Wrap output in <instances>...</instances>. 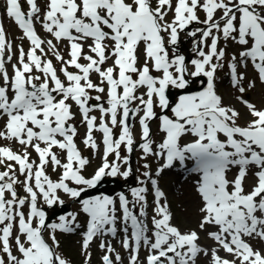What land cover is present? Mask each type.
<instances>
[{"label": "snow or ice", "instance_id": "snow-or-ice-1", "mask_svg": "<svg viewBox=\"0 0 264 264\" xmlns=\"http://www.w3.org/2000/svg\"><path fill=\"white\" fill-rule=\"evenodd\" d=\"M24 2L27 12L21 0H4L3 13L22 30L27 51L14 49L0 22V140L19 146L0 144V264H69L58 251L56 233L78 229L77 217L48 222L39 201L51 208L63 204L60 191L75 199L105 177L127 180L137 148L144 179L130 189L131 199L120 193L118 199L98 195L80 201L87 217L81 234L85 264L95 239L118 233L128 264H197L201 256L206 264H264V249L252 243L264 244V108L244 95L257 80L264 84V0H44L43 8L39 0ZM34 21L51 39L41 38ZM181 32L192 38L198 58L186 62L176 49ZM64 41L66 56L57 47ZM229 43L240 50L229 56ZM249 64L256 73L251 79ZM225 67L239 93L236 100L252 117L244 125L216 89L217 72ZM188 76L205 77L206 86L173 102L169 89H186ZM77 114L85 127L83 145L93 153L102 147L90 178L83 175L90 161L76 143ZM154 120L163 133L159 143L152 139ZM131 121H138L139 142ZM94 133L101 134L99 143ZM185 136L191 142L181 144ZM149 157L162 161L155 173ZM176 162L196 175L197 227L215 246L201 245L197 230L181 231L172 223L155 177ZM49 165L59 171L58 179L48 175ZM99 248L101 264H123L110 241L101 239Z\"/></svg>", "mask_w": 264, "mask_h": 264}, {"label": "rangeland", "instance_id": "rangeland-1", "mask_svg": "<svg viewBox=\"0 0 264 264\" xmlns=\"http://www.w3.org/2000/svg\"><path fill=\"white\" fill-rule=\"evenodd\" d=\"M42 8V6H41ZM0 14V18H1ZM201 19L204 18V14L201 12L200 13ZM9 29H12V26H9ZM167 39V37H166ZM221 46H223V42L221 43ZM143 45H141L142 49ZM193 47L192 45V38L188 37L185 32H181L180 34V41L178 45L176 46V49L180 54H183L187 56L189 62L191 59L198 58L195 53L191 50ZM227 52L229 56L233 54L234 52H238L239 46L229 43L227 46ZM64 55L66 56V48L63 49ZM63 51L61 53L63 54ZM67 58V57H66ZM141 63H143V59L141 58ZM188 67L190 70H192V65L189 63ZM255 72L252 69L251 64H249L248 69H247V76L249 79L255 77ZM191 77V76H190ZM94 80H96V76L93 75ZM245 87H247V81H245ZM216 89L219 95H221L224 99V103L234 106L240 113V119L237 121L238 124L244 125L247 121L251 120L252 117L248 114L247 108L241 104L239 101L236 100V96L239 95L238 92L232 87L230 83V78L228 75V69L225 67L224 69L218 70L217 76H216ZM173 90V89H172ZM176 93V89H175ZM245 98L249 100V102L253 103L258 109L259 108H264V88L261 87L259 84L258 80L256 81V86L244 94ZM156 111H160L158 108ZM78 115V114H77ZM76 115V116H77ZM170 115V113H169ZM76 121V119L74 120ZM72 121V122H74ZM80 127L78 128V136L76 137L77 140V145L81 148L83 145L82 139L85 133L84 126L78 122ZM158 124L159 121L154 123L155 131L156 134L152 136V139L159 143L161 141V132L158 130ZM133 127V126H132ZM138 129V128H137ZM118 133V132H117ZM95 134V133H94ZM221 139H224L223 136L220 137ZM191 137L190 136H185L181 140V144L191 142ZM99 143L100 141L97 140ZM139 142V140L137 141ZM0 144L3 145H12L15 148L19 149V146L15 144L14 142L11 141H4L0 140ZM87 150L80 149L82 152L83 156L87 157L89 156V153L91 155V159L95 161L91 166L87 167V171L83 172L85 177L90 178L91 175L94 173V170L99 166L100 164V154L102 153V149L100 150L99 153H93V150L86 148ZM58 151V150H56ZM141 153L140 150L137 148L134 153L132 154L131 161H132V166L133 170L135 172V176L132 177L129 180H125L122 177H117L120 181V184H128L131 182H136L138 183V178L140 180H143L144 177L142 175L144 169L142 167L143 163L145 162L141 158ZM111 159V158H110ZM148 163L151 165V169L153 173H155L156 169L159 167V165L162 163V161L157 160L155 157H149L148 158ZM171 169V168H170ZM170 169H165L163 171V174L159 175V177H155L157 179H160L162 188L165 191L168 203L170 205V210L173 214V220L172 223L176 225L181 231L185 230H197L199 232L200 240L201 242L210 245V246H215L213 241L207 238L206 234L203 231H200L197 227L198 222H199V217L200 213L198 211L200 207V197L197 195L194 187V182L196 180V177H189L188 174L183 175L182 178H174L168 176L166 173L169 172L168 170ZM171 171V170H170ZM48 175H51V178L53 180L57 179V173L59 174V171H53L51 165L48 166L47 168ZM172 172V171H171ZM235 172V171H234ZM233 172V173H234ZM233 173H228L229 177L233 175ZM106 178V177H105ZM253 184V178L251 173L248 176V179L246 181V186L250 187ZM74 187H78L76 185H73ZM120 192V188L118 187L116 190L113 189L112 192L108 196L117 198ZM21 194H24L22 191L20 192ZM125 193V192H124ZM60 196V194L58 193ZM60 199L63 200V203H68L72 206L75 205L74 202H71L72 197H70L68 194H64L60 196ZM131 199V198H130ZM46 204H44L45 206ZM69 205V206H70ZM56 206H59L57 204ZM73 208V207H72ZM70 213L65 214V216H68ZM74 214L77 217V223L80 225L79 229L83 227L84 229V224L86 221V214L83 213L82 208H81V203L75 208ZM151 207L149 208V216L151 217ZM104 237L95 239V241L90 245L89 251L91 252L93 256V261L95 264H101V256L103 255V252L99 248V244L101 239ZM120 239H112L110 240L111 243H113L114 248L116 249L117 252L121 255L123 258V264H128V253L121 247L120 244ZM81 241V240H80ZM253 241L252 243H254ZM59 252L68 260L74 262L75 264H80L82 261H85V257H83L81 254V251L79 249V243L76 241L74 237L71 238H65V237H60L59 239ZM254 246L256 248H261L260 243L259 245L254 243ZM147 254L146 249L142 248L140 251V260L143 261L145 258V255ZM198 264H206V258L201 256L198 258Z\"/></svg>", "mask_w": 264, "mask_h": 264}, {"label": "water", "instance_id": "water-1", "mask_svg": "<svg viewBox=\"0 0 264 264\" xmlns=\"http://www.w3.org/2000/svg\"><path fill=\"white\" fill-rule=\"evenodd\" d=\"M186 59H187V58H186ZM201 87H203V86H200V88H201ZM197 90H199V89H194V90L184 89V90H180V91H178V94H181V93H190V92L197 91ZM168 95H169L170 98H172V93H171V91H169ZM93 189L97 190V189H100V187L97 186L96 188H93ZM95 190H92V189H91V192L93 193V192H95ZM102 190H105V189L102 188ZM90 195H91V194H90ZM59 213H60V212L58 211V212L55 213V214L58 215Z\"/></svg>", "mask_w": 264, "mask_h": 264}, {"label": "bare ground", "instance_id": "bare-ground-1", "mask_svg": "<svg viewBox=\"0 0 264 264\" xmlns=\"http://www.w3.org/2000/svg\"><path fill=\"white\" fill-rule=\"evenodd\" d=\"M191 81H194V79H192ZM186 164H187V162H186ZM189 165V164H188ZM195 175V174H194ZM108 184H111V185H114V182H110V183H108ZM106 184H103V183H101L100 184V186H105ZM200 242V244L201 245H207V244H205V243H203V242H201V240L199 241ZM260 245H261V247H263L264 248V244H261L260 243ZM220 254H222L223 256H224V254H223V252L221 251V253ZM205 264V263H204Z\"/></svg>", "mask_w": 264, "mask_h": 264}]
</instances>
